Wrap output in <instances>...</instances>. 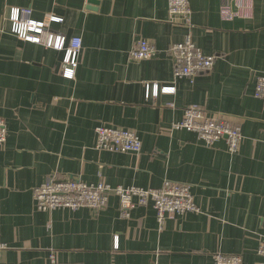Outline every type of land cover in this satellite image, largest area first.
I'll use <instances>...</instances> for the list:
<instances>
[{"label": "crops", "instance_id": "obj_1", "mask_svg": "<svg viewBox=\"0 0 264 264\" xmlns=\"http://www.w3.org/2000/svg\"><path fill=\"white\" fill-rule=\"evenodd\" d=\"M188 3L190 27L169 20L167 0H0V264H49L51 252L57 264H212L214 253L262 264L264 106L254 88L264 75V0ZM13 7L30 8L66 45L81 39L73 79L60 73L63 50L10 32ZM187 35L216 56L192 82L173 77L168 54ZM140 39L157 51L131 60ZM155 83L175 91L153 97L150 88L147 97ZM189 105L238 128L237 151L224 139L207 147L192 132L172 131ZM98 126L133 131L140 152L97 150ZM48 176L145 189L183 183L199 212L166 219L162 231L150 204L125 219L113 195L97 212H38L33 189Z\"/></svg>", "mask_w": 264, "mask_h": 264}, {"label": "built area", "instance_id": "obj_2", "mask_svg": "<svg viewBox=\"0 0 264 264\" xmlns=\"http://www.w3.org/2000/svg\"><path fill=\"white\" fill-rule=\"evenodd\" d=\"M168 15L171 22L178 21L185 27L191 25V10L188 0H167ZM31 9L27 7H13L9 10L10 32L18 39L43 45L47 48L63 50L64 57L60 66V73L66 79H73L81 50V39L73 37L66 45L65 38L48 33L45 30L46 21H35L31 18ZM57 17H49L47 22H60ZM156 49L145 39L135 42L129 51L131 60L140 61L150 59ZM172 59V75L175 79H192L198 74L212 69L216 56L206 55L195 46L189 35L181 42L173 43L168 48ZM156 97L159 93L172 94L173 86L147 85V97ZM254 96L260 99L264 106V75L258 76L255 82ZM172 131L185 130L196 135L205 146L211 147L219 139H224L227 150L233 154L237 151L242 135L238 128L232 126L222 118L210 117L196 105H189L183 109L182 118L171 125ZM97 150L110 153L138 154L141 150L139 137L131 130L98 126L95 128ZM7 131L3 119L0 118V147L6 142ZM113 195L119 200V215L129 218L130 212L138 206L150 204L155 210L158 230L162 231L166 219H175L184 213H198L199 209L193 201L190 186L183 183L164 181L161 187L142 188L137 186L118 185L111 187L104 182L88 184L79 178L57 179L48 176L41 184L33 189V200L38 212H50L58 209L77 211L87 208L100 211L107 206L109 197ZM5 245L0 243V250ZM113 248H118L115 237ZM256 254L264 264V240H260ZM212 264H242L240 255L214 253L211 255ZM49 264H57L53 252L49 254Z\"/></svg>", "mask_w": 264, "mask_h": 264}, {"label": "water", "instance_id": "obj_3", "mask_svg": "<svg viewBox=\"0 0 264 264\" xmlns=\"http://www.w3.org/2000/svg\"><path fill=\"white\" fill-rule=\"evenodd\" d=\"M92 3V2H91Z\"/></svg>", "mask_w": 264, "mask_h": 264}]
</instances>
